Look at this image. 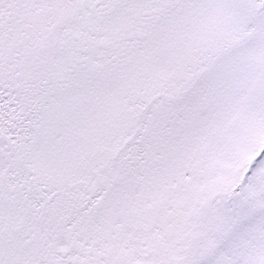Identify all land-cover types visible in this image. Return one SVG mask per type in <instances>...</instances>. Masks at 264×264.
I'll use <instances>...</instances> for the list:
<instances>
[{
    "label": "snow or ice",
    "instance_id": "snow-or-ice-1",
    "mask_svg": "<svg viewBox=\"0 0 264 264\" xmlns=\"http://www.w3.org/2000/svg\"><path fill=\"white\" fill-rule=\"evenodd\" d=\"M0 264H264V0H0Z\"/></svg>",
    "mask_w": 264,
    "mask_h": 264
}]
</instances>
